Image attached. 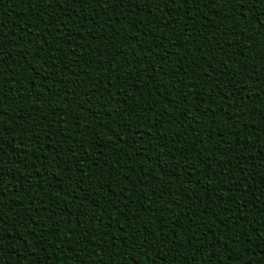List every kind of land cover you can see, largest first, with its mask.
<instances>
[{"label":"trees","instance_id":"obj_1","mask_svg":"<svg viewBox=\"0 0 264 264\" xmlns=\"http://www.w3.org/2000/svg\"><path fill=\"white\" fill-rule=\"evenodd\" d=\"M0 264H264V0H0Z\"/></svg>","mask_w":264,"mask_h":264}]
</instances>
